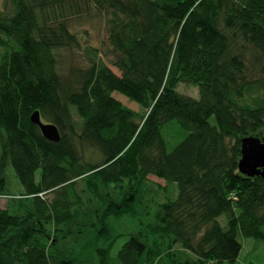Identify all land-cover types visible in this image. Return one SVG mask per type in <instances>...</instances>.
Instances as JSON below:
<instances>
[{"label": "trees", "instance_id": "16d2710c", "mask_svg": "<svg viewBox=\"0 0 264 264\" xmlns=\"http://www.w3.org/2000/svg\"><path fill=\"white\" fill-rule=\"evenodd\" d=\"M94 12L120 75L88 48L67 78L60 53L81 46L71 22ZM0 47V196L11 166L24 197L0 209V264L78 263L69 242L107 232L150 176L173 198L116 256L119 236L96 248L97 264H238L240 238L264 242V178L238 169L243 139L264 133V0H5ZM173 121L185 135L171 145Z\"/></svg>", "mask_w": 264, "mask_h": 264}, {"label": "rangeland", "instance_id": "374dc122", "mask_svg": "<svg viewBox=\"0 0 264 264\" xmlns=\"http://www.w3.org/2000/svg\"><path fill=\"white\" fill-rule=\"evenodd\" d=\"M4 3L5 0H0V10L3 9ZM71 29L78 35L81 46L79 48L74 47L71 49H65L60 53V71L63 75L68 78L72 70L82 69L88 66V48L96 49L100 58L117 75H120L119 70L113 65L114 55L107 40L105 19L102 16L94 12L89 16L75 19L71 22ZM3 51V48L0 47V54ZM178 91L193 98H198V88L190 84H181L178 87ZM114 94L115 97L128 108L135 111L141 110L140 106L136 102L128 100L125 96L119 93ZM169 126H171L172 129L168 136L171 145H173L179 142L184 137L185 133L175 121H173ZM263 136L264 133L260 136V138L262 139ZM84 149L85 151L83 154L85 155L86 160L93 162L100 161L101 155L99 152L92 151L89 148ZM2 150V141L0 138V160ZM1 174L4 175L7 195L0 196V209H7L13 198L16 200L24 198L22 197L23 189L20 186L16 174L11 166H5ZM149 179L150 182L147 185L141 187L140 189L137 188L135 192V201L130 200V196H125V198H127V200L131 203V212L115 217L113 218V221H111L112 219L109 220L107 224V232L104 230L103 232L99 231L98 235H95V233H84L83 236L81 235V239H75L74 241L69 242V248L75 249V252H77L79 261L76 264H97L98 256L95 249L106 247L113 238L119 236L112 251L113 256H116L122 246L130 240L131 235L139 232H147V224L155 221L156 213L159 210L160 205L168 199L173 198L176 190L175 186L169 187L162 179H158L153 176H150ZM165 187H167L169 191L164 190ZM111 191L113 190L111 189ZM89 195L91 194L89 193ZM115 195H117V197L122 196L121 194H118V191ZM50 197H52V195L41 196V198L47 203L51 200ZM100 197L101 196H96V198H94V204L100 210H104L106 203H104L103 199ZM12 204L15 205V203ZM120 204L122 203L120 202ZM15 208H17V206ZM220 221L223 226H226L227 222L224 217L221 218ZM31 224H33V221ZM239 241L242 243L243 248L239 256L238 264H264V242L243 238H240ZM50 243L51 242H49V245ZM187 256H189L190 259L193 257L190 253H188ZM11 262L12 261L10 259L9 263ZM141 264H145V256L143 257Z\"/></svg>", "mask_w": 264, "mask_h": 264}, {"label": "water", "instance_id": "95a60500", "mask_svg": "<svg viewBox=\"0 0 264 264\" xmlns=\"http://www.w3.org/2000/svg\"><path fill=\"white\" fill-rule=\"evenodd\" d=\"M31 121L40 128L42 135L47 140L60 141L61 135L58 128L53 124L42 122L39 112L32 114ZM238 169L242 175L247 177L261 176L264 178V136L262 139L258 136L243 139Z\"/></svg>", "mask_w": 264, "mask_h": 264}]
</instances>
